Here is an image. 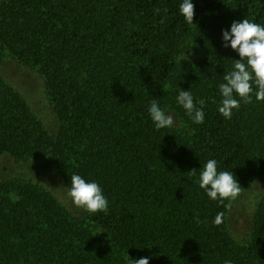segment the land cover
<instances>
[{
	"label": "trees",
	"instance_id": "16d2710c",
	"mask_svg": "<svg viewBox=\"0 0 264 264\" xmlns=\"http://www.w3.org/2000/svg\"><path fill=\"white\" fill-rule=\"evenodd\" d=\"M191 2L194 24L182 0H0V264H264V192L238 237L235 200L225 208L194 182L209 159L241 191L264 177V101L218 112L239 59L222 30L264 26V0ZM6 55L41 78L50 118L4 79ZM180 88L205 101L202 124ZM153 99L178 123L155 129ZM41 161L63 196L27 171ZM73 174L100 185L107 214L66 202Z\"/></svg>",
	"mask_w": 264,
	"mask_h": 264
},
{
	"label": "clouds",
	"instance_id": "9594fccd",
	"mask_svg": "<svg viewBox=\"0 0 264 264\" xmlns=\"http://www.w3.org/2000/svg\"><path fill=\"white\" fill-rule=\"evenodd\" d=\"M179 12L188 24H194V4L191 0H182ZM222 39L224 41L222 46L230 47L239 55V59H234L232 70L223 75L224 82L218 85L222 97L218 104V112L225 119H230L233 109L240 108L241 101L244 104H251L253 95L256 101H264V26L246 18L240 22L233 21L229 30H222ZM176 103L182 106L193 123L204 122L203 99L194 102L192 93L181 89L176 96ZM148 114L157 130L172 127L174 124L173 116L166 114L156 99L151 101ZM189 175L197 176L196 169L189 170ZM194 182L199 184L211 200L217 201L225 208L231 207L230 202L239 196L242 188L231 171H217L215 159H209L204 164ZM70 185L65 194L66 202L70 201L73 206L89 214L97 212L107 214L109 201L97 182H88L79 174H73ZM225 201L229 203L225 204ZM223 216V212H218L212 223L219 226L223 222ZM196 223H202L198 216ZM127 260L128 264H149L147 257L140 259L127 257ZM224 264L232 262L226 260Z\"/></svg>",
	"mask_w": 264,
	"mask_h": 264
},
{
	"label": "rangeland",
	"instance_id": "374dc122",
	"mask_svg": "<svg viewBox=\"0 0 264 264\" xmlns=\"http://www.w3.org/2000/svg\"><path fill=\"white\" fill-rule=\"evenodd\" d=\"M1 72L4 79L22 93L29 106L35 113L38 114V116L45 119L50 118L48 100L44 92L41 78L37 77L33 71L23 67L7 55L3 58ZM165 113L173 116L174 124L178 123V119L171 111H166ZM44 165L45 163L43 161L37 162V167L34 166L32 169H27V171L41 180L51 190L63 196V188L59 183L58 177L49 171V169H45L43 167ZM5 169H7V166ZM263 192L264 177H261L246 186V188L243 189L239 196L235 199L233 209L231 211L234 213L233 225L235 234L238 237H240V234L246 233L251 209L253 208L257 198Z\"/></svg>",
	"mask_w": 264,
	"mask_h": 264
}]
</instances>
